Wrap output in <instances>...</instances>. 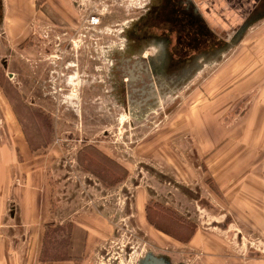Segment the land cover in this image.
Instances as JSON below:
<instances>
[{"label": "rangeland", "instance_id": "374dc122", "mask_svg": "<svg viewBox=\"0 0 264 264\" xmlns=\"http://www.w3.org/2000/svg\"><path fill=\"white\" fill-rule=\"evenodd\" d=\"M128 2L89 0L80 23L56 26L24 25L19 5L0 0V155L21 148L41 156L35 178L51 184L62 223L48 233L47 252L62 256L74 238L77 264H139L147 253L208 264V252L192 241L199 228L201 237L223 243L216 253L222 264L227 254L264 257V203L249 202L245 185L264 183V123L251 114L264 95V20L188 78L152 75L145 85L132 75L139 77L145 52L156 50L118 35ZM93 13L101 14L97 26L86 22ZM123 41L124 53L110 57ZM244 85L250 100L233 107ZM6 165L0 160V175ZM11 169L7 178L20 186ZM247 202L255 206V229L244 219ZM212 212L220 227L209 225ZM83 227L97 242L88 254Z\"/></svg>", "mask_w": 264, "mask_h": 264}, {"label": "crops", "instance_id": "0c3cea01", "mask_svg": "<svg viewBox=\"0 0 264 264\" xmlns=\"http://www.w3.org/2000/svg\"><path fill=\"white\" fill-rule=\"evenodd\" d=\"M88 1L2 0V4H5V2L9 5L18 4L19 11L22 12V17L19 20H22L24 25L28 21L38 20L47 21L56 26H73L81 22L80 16H83V12H86L85 9L88 10ZM121 9H125L128 15L117 24L119 26L118 35L122 40L134 41L137 37L149 42L154 39L166 38L177 45L181 40L189 43L193 41L198 42L199 45L205 44L208 47L207 49L216 45L217 54L223 50L227 51L231 47L230 42L235 39V35L243 26L247 28L242 32L241 40L245 38L247 32L249 34L252 31L253 34H256L255 32L259 30V23L257 22L264 20V0H130V3L125 4L124 8ZM81 10L82 13L79 12ZM255 23L257 24L254 26L256 28L254 31L251 26ZM235 26L237 28L234 31ZM26 31L23 35L26 34ZM134 42H137V40ZM125 45L123 41L121 47L118 46L119 49H114L111 52L110 57L114 56L116 52H120V50L124 53ZM153 48L156 51H152L153 53H149V55H154L159 51L155 45H153ZM175 48L178 53L181 51V47L180 49L178 46ZM147 53L145 52V55H143V60L146 58L144 56H149ZM179 55L183 56V53ZM189 62L187 64L183 63L184 66H192V61ZM251 86L254 87L255 84ZM251 86L244 85L238 88L241 94L238 99L231 101L233 107L242 106L245 101L247 102V99L250 100L247 91ZM260 86L264 88V83ZM232 95L230 96L227 93L225 100H223L227 106ZM260 100L261 103L258 102L254 106L256 111L251 113L256 124L264 123V119L262 120L260 117L264 116V95ZM237 101L238 103H235ZM202 118L203 120L207 119V117ZM252 118L250 119L251 122ZM7 153V155H5L6 152L3 153L4 156L0 155V160L7 164L6 167L9 166L6 168L8 173L4 171L3 175H0V264H77L78 259L49 258L47 252L49 250L48 233L54 230L55 225L53 224H58L56 226L60 227L62 223H56L57 220L52 211L51 184L47 180L35 178L41 170L40 163L37 162V159L41 156H37L36 150L33 149H11ZM18 154L22 159L18 158ZM10 169L15 175L21 176V178L19 177L21 179L20 186L15 185L10 178H7ZM222 182L223 180H221ZM258 183L253 181L250 184H245L248 186L246 192L249 194V202L259 200L264 203V191L262 189L264 183ZM261 184L263 185L262 188L260 187ZM256 186L262 189V194H259L261 191L255 188ZM247 204L249 206H244V209L248 210V213L244 219L247 221L248 228L255 229L251 226L255 225L252 222L256 216L255 206L250 205L248 202ZM248 207L252 208L248 209ZM7 213L12 223L4 222ZM92 215L97 217L98 220L95 222L98 226L100 227L102 224L104 227V223L100 218L96 214ZM210 215L213 218L210 219L209 225L220 227L221 216H217L214 212ZM229 224L228 220L222 223L226 227ZM84 229V253L87 252L88 254L94 250L97 242L92 243V230L90 228ZM198 229H195L192 241L194 245H198V248L208 252L210 261L207 263H224L225 261L216 256L220 249L219 246L222 247L223 243L213 237H201V232ZM213 242L219 243L217 247L212 245ZM226 256L228 257L226 264H264V257L245 256V259H243L244 257L241 258V255L238 254H227Z\"/></svg>", "mask_w": 264, "mask_h": 264}, {"label": "flooded vegetation", "instance_id": "af4514ba", "mask_svg": "<svg viewBox=\"0 0 264 264\" xmlns=\"http://www.w3.org/2000/svg\"><path fill=\"white\" fill-rule=\"evenodd\" d=\"M135 40H137V44L141 45L148 44L149 46H151V43H153V45H155L159 49V51H157V53L154 55L152 54L148 57L147 55L144 56L146 58L143 61V64H140L138 67L139 77H136V75H132V77H135L138 82L144 83L145 85L149 84L148 81L150 80L152 75L165 76L173 82H178V80L180 81L182 79H186L193 72L200 69V67L202 66L201 61H205L208 58L216 56L218 52L216 51V45L212 48L207 49L208 47H206L205 44L199 45L198 42L193 41L189 43L181 40V42L179 41V45H177L176 43H171L166 38L154 39L152 41L146 42V40L136 37ZM176 46H178L179 49L181 47V51L179 53L175 48ZM180 53H183V56L179 55ZM176 56H178L177 59ZM189 61H192V66H184V64L190 63ZM3 63H5V61ZM157 64L158 66H156ZM10 73L12 74L11 77L9 76ZM14 75L15 74L13 72L7 73V77L9 80L14 79ZM132 82L133 81L130 80V83ZM20 85V88H26L27 86L26 82L25 84H23V86L21 83ZM20 97L23 100L25 99L22 95H20Z\"/></svg>", "mask_w": 264, "mask_h": 264}, {"label": "water", "instance_id": "95a60500", "mask_svg": "<svg viewBox=\"0 0 264 264\" xmlns=\"http://www.w3.org/2000/svg\"><path fill=\"white\" fill-rule=\"evenodd\" d=\"M246 28L247 27L243 26L240 29V31L235 35V39L230 42V46L231 47H233V45L235 44V42L240 39L243 30H245ZM9 76L11 77L12 74L10 73ZM139 264H172V263H170L165 257L155 256L152 253H147L144 256V258L139 262Z\"/></svg>", "mask_w": 264, "mask_h": 264}, {"label": "trees", "instance_id": "16d2710c", "mask_svg": "<svg viewBox=\"0 0 264 264\" xmlns=\"http://www.w3.org/2000/svg\"><path fill=\"white\" fill-rule=\"evenodd\" d=\"M70 228H74L75 230H78L79 228L76 226V225H74L73 223H69V225H68ZM74 231V230H73ZM74 239V238H73ZM71 240L72 241V243H70V246H69V249H68V252L67 253H64L62 256L61 255H59V256H57L56 254H49V258H51V259H57V258H70V259H76L77 260V258H75V256H74V254H73V244H74V242H76L75 240ZM81 242L83 243V251H84V242H85V231H84V234H83V238L81 239Z\"/></svg>", "mask_w": 264, "mask_h": 264}, {"label": "built area", "instance_id": "2783aa9c", "mask_svg": "<svg viewBox=\"0 0 264 264\" xmlns=\"http://www.w3.org/2000/svg\"><path fill=\"white\" fill-rule=\"evenodd\" d=\"M86 22L89 26H97L101 23V14L93 13L88 16Z\"/></svg>", "mask_w": 264, "mask_h": 264}]
</instances>
